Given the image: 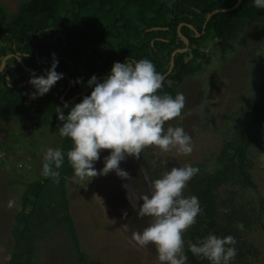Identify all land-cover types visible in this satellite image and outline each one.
I'll use <instances>...</instances> for the list:
<instances>
[{
  "label": "trees",
  "instance_id": "obj_1",
  "mask_svg": "<svg viewBox=\"0 0 264 264\" xmlns=\"http://www.w3.org/2000/svg\"><path fill=\"white\" fill-rule=\"evenodd\" d=\"M237 1L22 0L16 13L7 18L1 20L0 12V68L3 59L12 55L0 73V122L21 119V130L29 134L50 128L60 141L57 149L65 154L58 169V183L42 176V164L38 176L25 184L11 229L13 246L6 264H39L43 247L57 239L67 243L78 264H104L83 249L71 212L69 182L74 171L67 152L73 143L60 136L62 122L57 118V108L67 116L74 105L91 94L94 85L87 92L91 77L103 82L116 62L147 59L164 77L171 68L173 53L186 48L185 39L188 51L176 54L174 70L163 81L158 95L175 98L189 78L213 63L215 54L224 61L238 53L250 27L264 48V9L256 8L254 0H243L238 9L231 10ZM222 10L227 11L212 16L205 27L207 16ZM208 42L211 48L206 52ZM53 54L58 60L55 70L63 78L42 97L31 99L35 89L29 80L33 73L36 77L46 75ZM252 54H257L253 66L258 69L247 81L253 99L249 105L245 103L247 108L233 110L224 120L217 153L191 165L199 172L187 183L183 195L197 196L201 213L183 235L186 264H210L189 251L190 244H197L209 234L235 238L237 255L230 264H255L261 256L251 237L258 231L264 234V196L254 174L264 155V50L253 48ZM16 138L0 144L6 164L12 156L20 155L22 145ZM143 151L151 179L162 178L165 168L154 149ZM37 155L31 154L35 160ZM241 223L243 230L237 227Z\"/></svg>",
  "mask_w": 264,
  "mask_h": 264
},
{
  "label": "rangeland",
  "instance_id": "obj_2",
  "mask_svg": "<svg viewBox=\"0 0 264 264\" xmlns=\"http://www.w3.org/2000/svg\"><path fill=\"white\" fill-rule=\"evenodd\" d=\"M21 1L0 0L4 5H0V12H3L1 20L16 13ZM252 29L250 27L245 32V39L240 43L238 53L229 55L224 61L219 54H215L210 66H205L201 72L184 83L180 91L185 97L182 115L166 122L164 127L165 131L169 126L182 127L191 137L193 151L184 156L178 155L175 149L162 152L153 146L157 158L162 161L165 173L174 167L192 165L209 158L210 154H216L224 120L233 110L247 108L249 101L253 99L254 93L250 92L249 87L251 84L247 82L256 70L253 62L257 59V54H252V49L264 48ZM210 48L211 43L208 42L204 49L209 52ZM23 123L21 119L0 122V144L11 143L16 135L22 145L20 155L12 156L7 164L5 155L0 151V264H6L11 254V229L15 214L20 209L19 198L25 184L38 176V170L44 162L45 150L57 149L60 144L50 128L35 130L29 134L21 130ZM43 130L46 131L45 140L42 139ZM28 131H31L29 127ZM37 152L35 160L31 154ZM109 155L110 152L101 150L100 159L94 164L98 172L104 168V159ZM140 159V162H135L132 157H126L119 165L120 169L129 174L131 180H122L115 172H110L84 181L76 178L69 182L71 212L83 249L90 257L102 260L104 264H116L114 260L118 264H161L154 245L140 247L132 240L133 232H142L151 222L148 217H138L132 208V203H136L140 196L150 194L148 182L154 181L150 177L145 151L141 152ZM145 172L148 180L145 179ZM254 174L264 196V155ZM125 184H129V189L124 187ZM140 204L142 201L137 202V206ZM251 240L261 251L260 258L254 261L255 264H264L263 232H255ZM42 252L39 264H78L67 243L59 239L45 245Z\"/></svg>",
  "mask_w": 264,
  "mask_h": 264
},
{
  "label": "clouds",
  "instance_id": "obj_3",
  "mask_svg": "<svg viewBox=\"0 0 264 264\" xmlns=\"http://www.w3.org/2000/svg\"><path fill=\"white\" fill-rule=\"evenodd\" d=\"M254 6L264 9V0H254ZM57 65L58 60L54 57L46 75L36 77L35 73L32 74L29 84L35 92L30 95L31 99L42 97L63 78V74L55 70ZM162 80V75L147 59L135 63L131 60L116 62L103 82H98L96 76L91 77L88 81L89 87L94 85L91 94L74 105L67 116L57 108V118L62 122L60 136L70 138L73 143L67 152L74 171L73 179L84 181L115 172L122 180H131L119 165L126 157L139 159L147 147L154 146L162 152L175 149L178 155L184 156L192 153L191 137L182 127L169 126L165 131V123L181 115L185 97L182 93L175 98L168 94L158 95ZM101 150L110 151V155L105 157V166L98 172L94 164L100 159ZM64 158L61 149H46L42 176L51 177L58 183V169ZM198 172L199 169L191 165L174 167L162 178L148 182L150 194L137 200L142 204L137 206V202H131L138 217L151 219L142 232L132 233V240L140 247L154 245L161 264L187 262L183 235L196 223L201 208L197 196L185 197L183 192ZM145 179L148 180L146 172ZM124 187L129 189V184ZM237 227L243 230L242 223ZM235 245L236 240L231 235L218 237L209 234L197 244H190L189 251L210 264H230L237 255Z\"/></svg>",
  "mask_w": 264,
  "mask_h": 264
},
{
  "label": "water",
  "instance_id": "obj_4",
  "mask_svg": "<svg viewBox=\"0 0 264 264\" xmlns=\"http://www.w3.org/2000/svg\"><path fill=\"white\" fill-rule=\"evenodd\" d=\"M242 2H243V0H238L236 6L234 7V9H231V10H236V9H238V8L241 6ZM226 11H227V10H222V11H215V12H213V13H210V14L207 16V21H206L205 27H206L208 21L212 18V16H214L215 14H217V13H219V12H226ZM185 42H186V48H184L183 50H177L176 52L173 53V55H172V59H171V68H170L168 74H170V73L174 70V66H175V56H176V54H184V53H186V52L188 51V48H189V42H188L186 39H185ZM11 58H12V55H9V56H7V57H5V58L3 59V61H2V66H1V68H0V73L3 72V71L5 70L8 60L11 59ZM187 63H188V59H187ZM168 74H166V75L163 77L162 83H163V81L165 80V78L167 77ZM53 87H54V86H53ZM53 87H52L50 90H52ZM92 87H93V86H92ZM92 87H90V89H89L87 92H89V91L91 90ZM50 90H49V91H50ZM81 95H83V94H81ZM81 95H78V96H76V97H79V96H81ZM63 99H64V96L62 97V101H63Z\"/></svg>",
  "mask_w": 264,
  "mask_h": 264
}]
</instances>
